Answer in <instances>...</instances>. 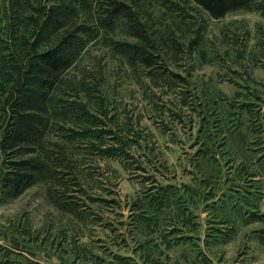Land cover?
Returning a JSON list of instances; mask_svg holds the SVG:
<instances>
[{
    "label": "rangeland",
    "instance_id": "rangeland-1",
    "mask_svg": "<svg viewBox=\"0 0 264 264\" xmlns=\"http://www.w3.org/2000/svg\"><path fill=\"white\" fill-rule=\"evenodd\" d=\"M0 264H264V0H0Z\"/></svg>",
    "mask_w": 264,
    "mask_h": 264
},
{
    "label": "trees",
    "instance_id": "trees-1",
    "mask_svg": "<svg viewBox=\"0 0 264 264\" xmlns=\"http://www.w3.org/2000/svg\"><path fill=\"white\" fill-rule=\"evenodd\" d=\"M203 9H205L212 17L218 18L223 16L228 10L236 7H244L247 5V0H194ZM73 58L70 51L60 53L56 49L48 50L40 54L39 61L42 69L47 72H56L65 67ZM39 65V66H40ZM17 139H22L21 133L14 135ZM26 179V178H25ZM18 178L12 181L14 192L12 195H17L25 187L29 185V181Z\"/></svg>",
    "mask_w": 264,
    "mask_h": 264
}]
</instances>
